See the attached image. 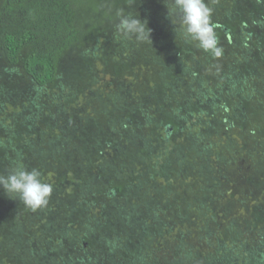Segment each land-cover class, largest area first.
Masks as SVG:
<instances>
[{
	"label": "trees",
	"instance_id": "trees-1",
	"mask_svg": "<svg viewBox=\"0 0 264 264\" xmlns=\"http://www.w3.org/2000/svg\"><path fill=\"white\" fill-rule=\"evenodd\" d=\"M206 3L219 58L170 0H0V174L19 162L53 186L35 212L0 191L3 264H264V236L237 257L226 217L239 196L251 233L264 224V171L225 204L216 180L242 139L264 158V0ZM119 14L152 43L122 38Z\"/></svg>",
	"mask_w": 264,
	"mask_h": 264
},
{
	"label": "clouds",
	"instance_id": "clouds-1",
	"mask_svg": "<svg viewBox=\"0 0 264 264\" xmlns=\"http://www.w3.org/2000/svg\"><path fill=\"white\" fill-rule=\"evenodd\" d=\"M167 6L168 16L172 20L179 14V34L189 43L209 53L214 58L223 54L219 38L212 22L213 10L206 0H170ZM173 22V20H172ZM116 30L124 39H135L139 43H152L151 29L146 20L137 15L119 14ZM0 187L11 199H18L33 212L45 208L51 199L53 186L44 182L38 169L28 170L17 162L7 175L0 174Z\"/></svg>",
	"mask_w": 264,
	"mask_h": 264
},
{
	"label": "rangeland",
	"instance_id": "rangeland-1",
	"mask_svg": "<svg viewBox=\"0 0 264 264\" xmlns=\"http://www.w3.org/2000/svg\"><path fill=\"white\" fill-rule=\"evenodd\" d=\"M86 113L91 115L90 111H87ZM62 117L64 118V115ZM63 118H61V119H63ZM77 126L78 125L73 126V131L71 132V134L77 129ZM71 134H69V137H68L69 140H70ZM234 136L236 137V135H234ZM241 137H244V136H241ZM235 141L237 142V138L235 139ZM242 141H244L247 144V147L245 149L242 148V150L239 149L236 151L237 152V162L234 163L232 160L227 162V165H228L227 167L222 166L220 168L222 175L220 177H216V180H218L220 183H223V187L224 186L227 187L228 193L230 194V195L228 194L229 197L227 196L225 199L218 201L222 204H225L226 202H228L231 199L232 194H238L239 190H241L237 187L238 183L236 181L238 180V178H240V179L242 177L250 178V177H254V176L256 178L257 175H255V171H257V168H260L262 171H264V166L261 167V163L264 161V158L262 159V155H263L262 149L255 146L256 145L255 140L247 141L246 139H242ZM239 144L240 143L237 142L236 146L238 145L240 147H243L242 145H239ZM66 148L67 147L62 148V149H66ZM44 159H46L48 162H50L49 161L50 157H47ZM237 168H238V170L241 171L240 174L237 173V171H238ZM241 168L243 170H241ZM227 183H228V185H227ZM2 190H3V188L0 187V191H2ZM220 194H222V192ZM238 200H240L239 196H236V199L231 200L232 203L230 206L232 207V212L226 216V217H228L229 226H233L234 228L236 227L235 229L240 230L241 238H240V240H238V244L242 245V246H240L241 248H239V249L237 248V250H236L237 251L236 253L238 254L237 257H239L241 255V250L243 247L249 248V247H251V245L252 246L256 245L257 243H255L256 242L255 238L258 236H264V224L260 225L258 227V229H255L251 233L248 215H240L238 212ZM0 208H1V210H3L6 213L10 214V212H12L10 210L9 205H6L4 203L0 205ZM34 220H33V222H34ZM36 222H37V220H36ZM36 222H34V224H32V226L36 225L37 224ZM0 223H2V222L0 221ZM194 228H197V229H194ZM194 228H193L192 236H190L193 239H189L186 242V244L191 245V246L194 243H198L200 235L203 236L202 234L204 233V228L202 226H199V227L194 226ZM223 229L225 230V228H223ZM194 231H195V233H194ZM218 234H221V232ZM8 237H9V235H8ZM216 238H218V237L216 236ZM4 242L10 243L9 238H6V241H4ZM4 242L2 241V243L0 245V252H2L1 248H2V245L4 244ZM18 248H20L19 244L16 246L15 249L10 248L9 249V255L11 257H16L18 259H21L20 253H18ZM2 253L4 254V252H2ZM3 263H4V261L0 260V264H3Z\"/></svg>",
	"mask_w": 264,
	"mask_h": 264
}]
</instances>
